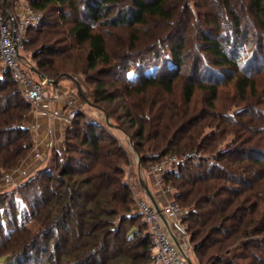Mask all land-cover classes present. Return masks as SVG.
Listing matches in <instances>:
<instances>
[{
  "label": "trees",
  "instance_id": "16d2710c",
  "mask_svg": "<svg viewBox=\"0 0 264 264\" xmlns=\"http://www.w3.org/2000/svg\"><path fill=\"white\" fill-rule=\"evenodd\" d=\"M2 2L0 9L6 13ZM16 3L17 0H5L6 8L12 12ZM239 3H247L258 33H252L249 26L245 28L248 22L243 20ZM56 4L60 7L53 9ZM32 5L45 13L44 21L30 30L42 26L36 29L35 39L42 46L30 61H36L35 67L43 75L56 79L62 73H74L64 69L61 58L75 46L86 51L82 71L87 78L89 71L97 70L99 65L108 67L102 69L104 76L121 72L122 87L110 90V81L99 80L87 95L101 107L102 103L111 104L119 98L125 101L123 113H119L120 106L103 108L111 120L129 123L125 129L128 134V129L135 128L130 134L141 156L140 171L143 165L158 163L168 154L182 155L197 149L217 153L227 135L235 137L233 143L217 153V162L211 167L200 166L194 173L181 168L166 182L175 189V198L185 210L183 221L202 264H264V238L255 237L264 234V213L259 210L264 202V145H257L261 135L248 125L251 120L263 118L249 115L250 121L242 119L239 123L234 117L248 116L253 110L245 107L227 117L215 111L214 103L220 84L234 78L233 71L239 68L235 50L227 48L230 34L234 32L236 45L240 38L246 42L251 33L259 40L256 43L264 46V0H204L198 5L209 7L200 15L199 23L206 25L203 29L195 25L198 21H193L187 0H178L172 6L169 0H32ZM53 10L55 17L49 16ZM115 11L116 16L111 17ZM74 12L83 13L82 19H71ZM152 19L171 28L179 20L181 27L172 35V46L164 52L156 50L154 57L148 58L147 53L137 51L139 37L132 35L129 51L113 61L102 27L136 28L148 25ZM69 21L72 25L66 30L68 36L59 39L57 36L65 31L62 25ZM194 27L199 30L200 43L196 46L200 51L189 64L188 33ZM157 36H153L155 44L162 40ZM60 40L68 45L61 48ZM189 42L192 45L193 40ZM167 59L173 62L171 67L147 73L148 68L160 66ZM263 61H254L253 70L264 68ZM188 66L192 67L193 81L184 85L182 99L173 98L175 82ZM132 67L136 75L128 77ZM227 73L228 78H223ZM197 88L209 95L202 111L192 106ZM237 89L243 100L249 98L248 90L255 91L254 79L239 76ZM31 109L10 73H3L0 176L4 170L15 168L32 149V133L25 122ZM218 118L232 127L219 129L221 125H215ZM208 129L212 132L208 133ZM54 158L56 171H39L20 185L22 205L15 198L0 195V258H6L2 264H151L147 225L139 212L133 214L134 193L125 178L131 154L104 121L86 119L81 113L65 132L64 150L56 151ZM244 193L248 196L243 201L239 196ZM252 198L258 201L252 202ZM5 201L11 202L10 208L2 205ZM245 201L249 204L245 205ZM245 206L251 210L241 213L247 210ZM137 216L141 217L146 234L135 225L131 226L132 231L126 230V222H133ZM32 222L40 227L36 232L29 228Z\"/></svg>",
  "mask_w": 264,
  "mask_h": 264
},
{
  "label": "rangeland",
  "instance_id": "374dc122",
  "mask_svg": "<svg viewBox=\"0 0 264 264\" xmlns=\"http://www.w3.org/2000/svg\"><path fill=\"white\" fill-rule=\"evenodd\" d=\"M187 1L190 4L189 8L194 15L193 21H195V22L198 21L197 24H195V25L201 29H203L204 27L206 28L205 23H204V25L199 23L200 22L199 19H200L201 13H205V11H209V7H207V6L198 7V5H202L204 3V0H187ZM177 2H178V0H169V5L172 6V5L176 4ZM81 6H82V4L79 5L80 8H81ZM238 6L241 7V9H242L241 12L244 13V16H243L244 19L243 20L244 21L246 20V22H248V24H245V28L250 27L251 30L253 31L252 33H254L255 31L257 32L255 20L251 15L250 9H248L247 3H243V4L239 3ZM59 7H60L59 4L52 6L53 9H58ZM211 7H212V4H211ZM80 8H78V9L80 10ZM182 8L183 7L181 5L180 9L182 10ZM181 10H179V12H180L179 15H181ZM239 10H240V8H239ZM67 12L69 13L68 10H67ZM210 13L211 12H209L210 19H213V16ZM48 14H49V12H48ZM82 14L80 12H74L72 17H70V18L71 19L72 18H79V19L81 18L82 19ZM116 14H117V12L115 11L110 16L114 17V16H116ZM54 15L57 16V13L55 12V10H53L49 14V16H51V17H53ZM70 21L65 23L64 25H62L63 28L65 29V31H64V33L59 34L57 36V37H60L59 39H65V37L68 36L66 30L72 25L71 24L72 21L71 22ZM161 23L162 22H158V21L152 19V21H150V23L148 25L136 26L137 32L134 31V29H136V28H130V27H126V26H118V27L105 26V27H102L106 33L107 50L109 51L110 55L112 56L113 61H116V59L118 57H120L121 55H123L124 53L129 51V47H131V42H132V35H137L139 37V39L137 40V43H138L140 49H138L137 51H143V53H147L146 56L148 58L154 57V54H155L154 51H156V50L161 51V52L167 51L168 47H171L172 44L174 43L171 40L173 38L172 35H173V33L178 32L179 26L181 25V23H179V20H178L175 23V26L173 28L165 27ZM41 27L42 26H37L35 28L38 29ZM36 29H33L29 33L30 36L28 38V43H27V53L30 57L33 56V53L35 52V50L40 49L42 46V43L40 41L37 42V40H35V39H37ZM175 29H176V31H175ZM134 33H136V34H134ZM157 35L158 36L160 35L162 37V40L160 42H158V44H155L157 42H155V40L153 39V36L156 37ZM229 37H230V45L228 44L229 46L227 48L230 50H235L234 52L238 56V60H239L238 61L239 68L237 69V71L236 70L233 71V73L235 75L234 78L227 80L224 84H220L219 89H218L217 99L214 101V103L216 105L215 111L219 112L220 115L222 114L223 116L228 117V116H234L237 112L243 110L245 107H248L249 109H251L253 111L248 113V116L246 115V116H242L239 118L234 117V119H236L234 121H237V122L240 121L239 123H241V120L243 119L245 122L250 118L249 115H252L251 117H261L264 119V68L258 67L255 71L253 70L255 68L254 67V61L256 62L257 60H260V59L264 60V46H259L256 43V41L259 42V40L256 38V35L252 36L251 33L249 34V38L247 39L246 42L242 38H240V40H238L239 41L238 45H236V42L234 39L235 38L234 32L232 33V35L230 34ZM245 37L246 36L244 35V39H245ZM189 39L193 40L192 45L190 44ZM61 41L62 40H60V43L58 45L61 48H65L66 45H68V44L66 42H61ZM196 43H200L199 30H197L194 27V29L190 30V32L188 33V43H187L188 48L186 49V52H187L186 57H187L189 64L191 63L190 61L195 57L196 53H198L199 47L196 46ZM255 44H257V45H255ZM234 45H236V46H234ZM133 51L135 52L136 50H131V52H133ZM69 54L71 56L69 58H67L66 56ZM85 54H86V51L84 50V48H79L78 46H75L71 50H69L67 52V54L64 57H62L61 59L64 62V69L74 72L72 74L74 76L78 77L82 81L87 93L89 91H91L96 86V82L99 80L110 81V84L108 87L110 90H113V89L118 88V87H122L123 84L119 81V76H120L121 72L117 70L116 72H114L110 75L104 76L102 69L108 68L107 66H104V65H99L97 70H90L89 74H88V78H87L82 71V68L84 69V67H85V58H84ZM140 61L141 60H137V63H139ZM124 62L125 61H123L122 63H124ZM128 62L131 63V60H129ZM171 64H173V62L167 59L166 62L160 66L158 65V66L148 68L147 73L154 74L157 70L161 71V69L171 67ZM35 65H36V61H33V66L35 67ZM135 75H136L135 67L134 68L132 67L130 69V71L128 72V77H134ZM242 75L252 77L254 79V83H255V91L250 92L248 90L247 96H249V98L244 99V100L242 99V96L239 94L238 89H237L238 77L242 76ZM193 76H194V73L192 72V67L191 66L185 67L181 73V77L179 79H177L175 82L174 97L173 98L182 99L184 85L188 82H192ZM226 76L228 78V73L225 74V76L223 75V78H225ZM87 79H89V81H87ZM60 82H63L64 84L69 85L72 90H74L76 88V86L69 80L64 79V80H61ZM208 97H209V95L205 90L197 88L195 91V96L193 98L192 106L196 105L197 108L200 109V111H202V109L206 106L205 101H206V99H208ZM83 102H84L83 114L85 115L86 119L87 118L88 119L98 118V119L106 122L105 115H104L103 111H101V110H99L93 106L88 105L85 102V100H83ZM124 102L125 101L122 98H119V99L115 100L114 102H112L111 104L110 103H102V106L103 107H105V106L109 107L110 106V108L120 106L119 107V113H123L124 111H123L122 105H124ZM263 119L258 120V118H256L255 120H251V122H249V124H248L250 126V128H254L253 130H256V135H258V133H259V135H261L262 138L259 136L258 143H257V145H259V146L264 145V137H263L264 134H262V133H264V120ZM248 121H250V120H248ZM112 123L114 125H118L119 128L110 127L107 124L106 125L107 129H109L121 141V143L129 150V152L131 154V161L132 162H131L130 167L128 168L129 172L127 173V176H125V178L127 179L128 182L131 183V185H135V186L138 185V183L140 184L139 180H140V178H142L145 181V183L153 190V192H156L148 184V181H147L146 169H147L149 163L146 165H143V167L141 168V171H140V169H138V155L134 151L133 145L131 144V142L127 136V135L131 136L130 133H132L135 128L128 129L130 132L128 134L125 130V129L129 128L128 122L125 123L124 120H122V121H119L118 123H120V124H118L113 119ZM215 125H216V127H219L221 125V128H219V129H223L224 127L226 128L227 125L229 126V129L232 127L229 124H227V122L220 120V118H218V120H216ZM238 127L240 129L242 128V127H240V125ZM207 132L210 133V132H212V130L208 129ZM249 135H251L250 132H249ZM234 139H235V137L233 135H227L225 137V139L222 140L220 147L217 149L218 150L217 153L225 150L228 145L233 143ZM134 145H135V143H134ZM64 147H65V140L63 142L61 149L56 150V151H63ZM56 151H54L50 154L49 160L47 161V163H44L37 170V172L35 174H37L39 171H43V170H47L48 173H50L51 171L52 172L56 171L57 164H56L55 158H54ZM189 152H197L200 155V158H198L197 160H193L191 163H189L185 167H183L182 170L185 171L186 173H189L191 171L193 173L197 172L199 170L200 166L201 167L202 166L211 167L212 165H214L217 162V160H216L217 159L216 158L217 153H214V154L211 153L210 154V153L205 152L204 150L201 151L198 149L193 150V151H189ZM30 153H31V151L29 152V154L26 157H28L30 155ZM183 155L184 154L175 155V156L180 157ZM166 156H171V154H168ZM166 156H164L161 159V161L163 159H165ZM179 170L172 171L171 175L169 177L172 179L176 174L179 173ZM7 171H9V170H4L2 175ZM34 175H32L31 177H33ZM260 175H261V173L259 172L258 177H260ZM30 178H28V179H30ZM21 184L11 185V186H1L0 187V195L5 194L6 196H8V199L15 198L17 203L22 205L24 202H23V196L20 192V185ZM261 184L262 185L264 184V180ZM230 185H231V183H230ZM261 188L264 189L263 186H261ZM174 191H175V189H174ZM139 193L140 194L143 193L142 190H140ZM233 195L234 194L231 193L230 196L233 197ZM247 196H248V194L244 193V194H242V196H239V197L241 198V200L244 201L245 197H247ZM253 201H258V200L256 198H254V199L252 198V202ZM248 204L249 203L247 201H245V205H248ZM2 205H4V207L10 208L11 202L5 201ZM245 208H247V207L245 206ZM249 210H251L250 207L247 208L246 211L241 210V213H245ZM259 210H262L264 213V202L261 203ZM137 212L138 211L136 210L135 205H134L133 206V214H135ZM136 215H138V214H136ZM121 216H123V215H121ZM260 217L261 216L258 217L257 221H260ZM133 225L136 226V229L142 231L143 234L147 233V230H146L140 216H137L136 220H134L133 222L127 221L126 222V230L129 229V231H132L131 226H133ZM29 228L32 229L34 232H36L40 227L36 223L32 222L29 224ZM255 237H261V238L263 237L264 238V234L260 233L259 235L255 236ZM188 240L190 241V243L193 246L191 248V252H190L191 259L193 260V262L195 264H202L198 258V255L195 253L196 247L191 242L189 234H188ZM256 253L258 254L260 252L258 250H256ZM262 258H264V257H262ZM5 260H6V258H0V264L4 263ZM30 264H34V263H30Z\"/></svg>",
  "mask_w": 264,
  "mask_h": 264
},
{
  "label": "built area",
  "instance_id": "2783aa9c",
  "mask_svg": "<svg viewBox=\"0 0 264 264\" xmlns=\"http://www.w3.org/2000/svg\"><path fill=\"white\" fill-rule=\"evenodd\" d=\"M3 6L6 13L0 9V76L5 72L10 73L31 103V110L50 120L63 121L68 128L83 113L84 99L77 88L64 89L61 82L48 85L39 79L32 71L34 66L27 53L29 32L33 26L44 21L45 13L36 10L32 0H18L15 12L9 11L5 3ZM104 125L106 126L107 122L104 121ZM27 126L33 139L31 153L17 167L0 177V187L23 183L47 163L50 154L57 150L55 141L51 138L50 128L46 129L50 139L46 142L45 150H41L36 146L33 132L42 129V123L36 122ZM198 158L200 155L197 152H188L180 157L171 155L161 162L149 163L146 169L147 181L156 191L153 192L149 187L158 209L141 184L132 185L135 208L142 215L151 239V264H189L185 255L190 256L193 246L188 240L187 227L183 221L185 210L177 202L175 191L166 180L172 171L179 170ZM140 190L143 193L140 194Z\"/></svg>",
  "mask_w": 264,
  "mask_h": 264
},
{
  "label": "water",
  "instance_id": "95a60500",
  "mask_svg": "<svg viewBox=\"0 0 264 264\" xmlns=\"http://www.w3.org/2000/svg\"><path fill=\"white\" fill-rule=\"evenodd\" d=\"M5 3V0L3 1V4ZM32 71L39 77V79L41 80H44L46 84L48 85H56L58 84L61 80H69L71 81L77 88L79 94L81 95V97L85 100V102L90 105V106H93L101 111H103L104 115H105V119H106V122L107 124L110 126V127H117L119 128L118 125H114L112 123V120H111V117L109 115V113L101 106L95 104L90 98L89 96L87 95V92L86 90L84 89V86L81 82V80H79L76 76H74L73 74L71 73H62L61 75H59L56 79H53V78H49L45 75H43L36 67H32ZM131 144L133 145V148H134V151L136 152V154L138 155V169H140V166H141V156L140 154L138 153V151L136 150L135 148V145H134V141L132 139V137L130 135H127ZM140 177V176H139ZM140 184H141V187L142 189L145 191L146 195L150 198V200L153 202V204L156 206V208L158 209V204L155 200V197L153 195V192L152 190L149 188V186L145 183V181L140 178ZM185 258L186 260L189 262V264H195L193 262V260L191 259V257L187 254L185 255Z\"/></svg>",
  "mask_w": 264,
  "mask_h": 264
},
{
  "label": "crops",
  "instance_id": "0c3cea01",
  "mask_svg": "<svg viewBox=\"0 0 264 264\" xmlns=\"http://www.w3.org/2000/svg\"><path fill=\"white\" fill-rule=\"evenodd\" d=\"M61 86L64 89H71V87L67 84L61 82ZM27 125H33L36 122L42 123V129L35 130L33 132L34 138H36V146L38 149L45 150L46 142L50 137L47 135L46 129H51V138L55 141L57 150H60L63 142L65 140V132L67 130V125L64 124L63 121L60 120H50L48 118L43 117L40 113L30 111L25 120Z\"/></svg>",
  "mask_w": 264,
  "mask_h": 264
}]
</instances>
